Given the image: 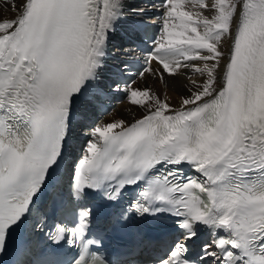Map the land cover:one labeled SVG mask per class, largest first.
I'll return each mask as SVG.
<instances>
[{"label": "snow or ice", "instance_id": "6c2138e0", "mask_svg": "<svg viewBox=\"0 0 264 264\" xmlns=\"http://www.w3.org/2000/svg\"><path fill=\"white\" fill-rule=\"evenodd\" d=\"M148 7L161 28L137 74L184 76L188 94L174 108L114 81L142 116L77 145L78 117L107 95L113 37L147 10L0 0L16 14L0 18V264H141L144 228L162 229L148 264H264V0ZM133 223L136 242L109 248V230Z\"/></svg>", "mask_w": 264, "mask_h": 264}, {"label": "bare ground", "instance_id": "6f19581e", "mask_svg": "<svg viewBox=\"0 0 264 264\" xmlns=\"http://www.w3.org/2000/svg\"><path fill=\"white\" fill-rule=\"evenodd\" d=\"M132 3L136 9L137 12L139 11H143L146 9H143V7L138 8V0H132ZM190 7V6H189ZM190 10H198V9H191ZM147 12V11H146ZM147 14V13H146ZM144 14V15H146ZM16 14L5 10L4 8H0V18L2 19H11L15 16ZM131 19L134 18L135 15H132V13H129ZM113 54L117 55V52H114ZM112 56L108 59V64L111 61ZM153 67H155V65H153ZM189 75H192V73L189 71L188 73ZM107 76V70L102 74L101 76V80L106 78ZM192 79L194 80H199L200 78L197 75H192ZM137 84L139 85L140 89H143L145 87H149L151 88L154 92H156L157 94L161 95V97L163 98L164 95H167L169 98V103L174 107H179L180 105V100L181 97L184 95H187V89L185 87V85H190V82L184 77V76H180L178 77L176 80H168L167 85H165L162 82H158L156 80L155 77H153L150 74H146L145 77H141L137 79ZM135 82V84H136ZM89 109L87 108V111ZM143 110L141 108H139L138 106L135 105H131L127 100H124L123 102H121L120 105L118 106H113L112 108H110V111L103 116H95V120L93 121V123L87 127V128H80L78 127L77 129V140L78 142L80 141L81 144V140L80 137H85L87 136L88 132L91 130V127H94L96 124H102V123H108V122H112L114 120H125V121H133L136 119V117L142 116Z\"/></svg>", "mask_w": 264, "mask_h": 264}, {"label": "rangeland", "instance_id": "374dc122", "mask_svg": "<svg viewBox=\"0 0 264 264\" xmlns=\"http://www.w3.org/2000/svg\"><path fill=\"white\" fill-rule=\"evenodd\" d=\"M136 85H138V84H137V82H136ZM137 88H139V85H138V87H137Z\"/></svg>", "mask_w": 264, "mask_h": 264}]
</instances>
